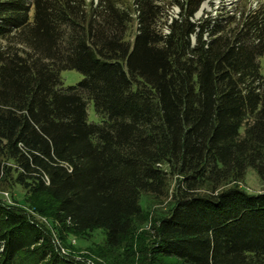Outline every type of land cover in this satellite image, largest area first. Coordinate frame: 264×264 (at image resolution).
Here are the masks:
<instances>
[{
    "label": "trees",
    "instance_id": "trees-1",
    "mask_svg": "<svg viewBox=\"0 0 264 264\" xmlns=\"http://www.w3.org/2000/svg\"><path fill=\"white\" fill-rule=\"evenodd\" d=\"M203 2L0 0V191L135 264H264V190L239 184L264 182V2ZM143 194L171 207L128 246ZM0 264L77 263L0 197Z\"/></svg>",
    "mask_w": 264,
    "mask_h": 264
},
{
    "label": "rangeland",
    "instance_id": "rangeland-1",
    "mask_svg": "<svg viewBox=\"0 0 264 264\" xmlns=\"http://www.w3.org/2000/svg\"><path fill=\"white\" fill-rule=\"evenodd\" d=\"M235 1L236 0H204L200 11L196 14V18H199L205 12L214 11V7L222 4L229 5ZM258 1L264 2V0H250L253 4H256ZM173 12H176V9H174ZM61 77L63 87L66 88L79 83L83 75L74 69H68L61 72ZM88 120L89 122L99 121L92 103L88 106ZM239 184L249 193H258L264 190V182L260 180L258 175L251 168L246 171L245 178ZM0 197L8 205L16 207L32 216L51 234L60 252L66 257L74 260L77 264H135L130 255H125V253H123V249L119 252H105L104 234L101 230H95L84 236H69L65 240H62L54 229L52 221L49 219V214L54 207V203L45 196H34L26 199L24 193L20 189H13L0 191ZM170 199L169 197L164 199L155 198L147 194L141 196L140 205L142 209L148 213L149 217L145 223L136 226L128 246L135 244L142 232L149 228L150 222L168 212L171 207Z\"/></svg>",
    "mask_w": 264,
    "mask_h": 264
}]
</instances>
